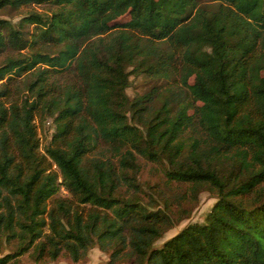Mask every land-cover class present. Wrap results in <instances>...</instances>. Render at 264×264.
Listing matches in <instances>:
<instances>
[{"label": "trees", "instance_id": "16d2710c", "mask_svg": "<svg viewBox=\"0 0 264 264\" xmlns=\"http://www.w3.org/2000/svg\"><path fill=\"white\" fill-rule=\"evenodd\" d=\"M33 4L49 6L0 17V244L17 240L0 264L93 246L110 264H264V0H0V12ZM141 74L155 84L131 97ZM141 158L186 187L179 201L217 198L159 247L176 221L162 188V206L143 197Z\"/></svg>", "mask_w": 264, "mask_h": 264}, {"label": "rangeland", "instance_id": "374dc122", "mask_svg": "<svg viewBox=\"0 0 264 264\" xmlns=\"http://www.w3.org/2000/svg\"><path fill=\"white\" fill-rule=\"evenodd\" d=\"M48 6L49 5L47 4H33L29 7L21 8L20 10L6 8L0 12V17L9 19L14 24H17L24 13L28 10L44 11ZM128 19L129 15L125 14L119 17L116 22L121 23L127 21ZM27 29L32 31L33 26L30 25L27 27ZM1 60L2 57L0 56V61ZM130 79L131 85L128 87L127 92L131 97L143 94L155 84L154 81L142 74L138 76L132 75ZM36 125L38 137L41 143V150H44V146L50 140L52 135V119L47 118L43 122L37 120ZM53 168L57 170L56 165H54ZM138 179L142 187L145 189V192H143L142 195L147 200L151 199L150 195L155 196L154 191L156 189H163L162 197L165 196L168 199V203L170 205L169 212L176 221L173 227L168 229L162 237L155 241L154 246L156 247L161 246L166 239L176 234L188 224L204 222L206 214L217 200L214 193L205 189L199 192L198 198L196 199L187 197L188 199H185V201H179L182 199L180 195L186 190V187L180 185L178 182H173L169 186L166 185V178L163 175L159 165L144 158H141V170L138 174ZM151 185H154L156 188L151 189ZM65 192L66 189L62 188L59 195L64 194ZM155 197H157V201H159L157 203L162 206L163 201L160 200L158 196ZM152 201L153 203L155 202L154 200ZM47 233H49V229L45 227L44 234L46 235ZM45 235L41 238L42 241L46 240ZM16 244V239L11 241L3 240V242L0 244V256L12 253L16 247ZM109 260V253L101 250L98 246L88 248L77 260H75L71 253L66 249L61 250L58 256L52 258L48 252V247H46L42 251V254H38L37 252H34L33 248H30L23 254L12 258L7 264H110ZM113 264H131V262L127 259H121L114 262Z\"/></svg>", "mask_w": 264, "mask_h": 264}]
</instances>
